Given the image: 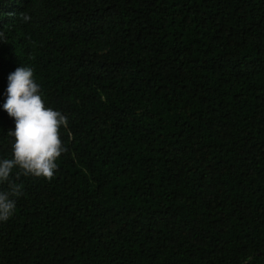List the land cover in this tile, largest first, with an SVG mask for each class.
I'll return each instance as SVG.
<instances>
[{
  "label": "trees",
  "instance_id": "16d2710c",
  "mask_svg": "<svg viewBox=\"0 0 264 264\" xmlns=\"http://www.w3.org/2000/svg\"><path fill=\"white\" fill-rule=\"evenodd\" d=\"M0 264H264V0H0Z\"/></svg>",
  "mask_w": 264,
  "mask_h": 264
}]
</instances>
